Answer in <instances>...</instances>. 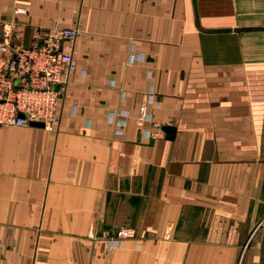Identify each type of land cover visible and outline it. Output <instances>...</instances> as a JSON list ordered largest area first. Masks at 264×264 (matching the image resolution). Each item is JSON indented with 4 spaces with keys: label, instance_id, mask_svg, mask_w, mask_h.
Masks as SVG:
<instances>
[{
    "label": "crops",
    "instance_id": "1",
    "mask_svg": "<svg viewBox=\"0 0 264 264\" xmlns=\"http://www.w3.org/2000/svg\"><path fill=\"white\" fill-rule=\"evenodd\" d=\"M229 6L0 0L10 48L77 27L58 45L75 66L54 129L0 125V264H259L264 18ZM120 226L133 235L106 249Z\"/></svg>",
    "mask_w": 264,
    "mask_h": 264
},
{
    "label": "built area",
    "instance_id": "2",
    "mask_svg": "<svg viewBox=\"0 0 264 264\" xmlns=\"http://www.w3.org/2000/svg\"><path fill=\"white\" fill-rule=\"evenodd\" d=\"M76 31L75 26H52L42 30L39 41L29 46L10 48L0 42V125L39 121L46 130L54 129L59 121L61 96L69 72L75 66L71 53L60 50L58 45L62 40L73 38ZM132 59L130 53L129 60ZM151 95L149 86L145 98L142 96L137 105L135 121L138 126L145 121L151 122L152 110L147 99ZM120 111H108L107 121L115 125V134L120 133L124 123L121 118H116L117 114H123ZM132 235V228L120 226L113 236L104 238L105 248L120 247L124 239Z\"/></svg>",
    "mask_w": 264,
    "mask_h": 264
},
{
    "label": "rangeland",
    "instance_id": "3",
    "mask_svg": "<svg viewBox=\"0 0 264 264\" xmlns=\"http://www.w3.org/2000/svg\"><path fill=\"white\" fill-rule=\"evenodd\" d=\"M226 3L230 4L229 14L230 12L233 13V8L235 9V20L255 22L264 18V0H226ZM261 220L262 224L260 226H264V218Z\"/></svg>",
    "mask_w": 264,
    "mask_h": 264
},
{
    "label": "water",
    "instance_id": "4",
    "mask_svg": "<svg viewBox=\"0 0 264 264\" xmlns=\"http://www.w3.org/2000/svg\"><path fill=\"white\" fill-rule=\"evenodd\" d=\"M28 124L35 125V126H42V123L39 121H29ZM161 129L166 133H172L174 128L172 125L162 124ZM259 264H264V236H263L262 244H261V254L259 258Z\"/></svg>",
    "mask_w": 264,
    "mask_h": 264
}]
</instances>
